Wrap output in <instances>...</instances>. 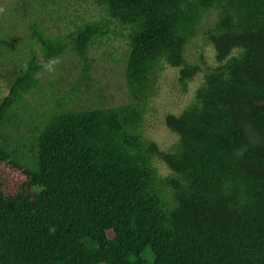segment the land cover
<instances>
[{
  "label": "trees",
  "instance_id": "1",
  "mask_svg": "<svg viewBox=\"0 0 264 264\" xmlns=\"http://www.w3.org/2000/svg\"><path fill=\"white\" fill-rule=\"evenodd\" d=\"M102 3L131 29L129 102L49 105L28 156L15 147L18 106L68 45L33 23L42 58L8 61L26 42L0 34V65L10 71L0 101V264H149L146 251L150 264H264V0ZM210 11L206 41L218 66L186 109L166 116L178 143L165 152L146 137L149 104L166 68L179 70L184 88L202 72L185 50ZM103 24L74 33L85 60Z\"/></svg>",
  "mask_w": 264,
  "mask_h": 264
},
{
  "label": "rangeland",
  "instance_id": "2",
  "mask_svg": "<svg viewBox=\"0 0 264 264\" xmlns=\"http://www.w3.org/2000/svg\"><path fill=\"white\" fill-rule=\"evenodd\" d=\"M216 18V12L208 13L198 25L196 37L185 50L186 59L198 64L202 72L184 88L179 83V70L166 68L156 96L149 104L146 137L165 152L173 151L178 143V137L166 127V116L179 115L186 109L203 85L204 75L218 66L215 51L206 41V32ZM98 22L104 23V33L88 49L85 60L73 47L74 33L81 26ZM33 23L47 37L64 40L68 49L53 68H46L38 76V88L26 95L18 106L23 124L15 147L26 156L31 151L33 127L48 111L49 105H55L63 98L73 109L117 107L129 102L125 67L131 29L114 21L102 0H0V34H10L17 41L26 42L18 45L21 48L18 55H8V61L29 60L32 52L35 57L42 58L40 44L31 38ZM3 52L0 47V62L4 58ZM86 64L89 69L87 78H84ZM4 67L0 65V101L8 95L7 81L4 79L10 75V71ZM29 159L22 158V161ZM156 166L163 176L170 175L162 162L157 161ZM143 258L150 264V251H146Z\"/></svg>",
  "mask_w": 264,
  "mask_h": 264
}]
</instances>
